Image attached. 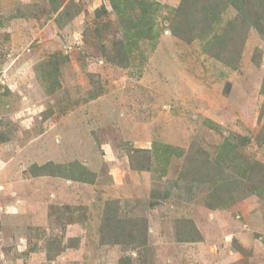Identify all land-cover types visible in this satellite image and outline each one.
I'll return each instance as SVG.
<instances>
[{"label":"rangeland","instance_id":"obj_1","mask_svg":"<svg viewBox=\"0 0 264 264\" xmlns=\"http://www.w3.org/2000/svg\"><path fill=\"white\" fill-rule=\"evenodd\" d=\"M153 1L127 59L110 0H0V264H264V39Z\"/></svg>","mask_w":264,"mask_h":264},{"label":"trees","instance_id":"obj_2","mask_svg":"<svg viewBox=\"0 0 264 264\" xmlns=\"http://www.w3.org/2000/svg\"><path fill=\"white\" fill-rule=\"evenodd\" d=\"M110 1L114 10L120 17V22L123 26V36L120 40V46L125 50L123 54H125L126 57L131 54L133 48L131 39H133V45L137 46L141 37H158L159 29L154 19L155 7L159 5L158 3L153 0ZM136 6L139 7V11H133L134 15L132 12V14H129L131 11L130 7H133L135 10ZM230 9H234L236 15L231 20H228L226 24L222 25L224 14ZM100 11L101 10L98 9L97 12ZM174 12V18H179L178 22H182L183 30L187 33L185 38L189 41L200 39L203 42V47L209 54L223 62H230L227 60L228 56H234L231 53H229L228 56L224 55L225 47H228L232 41V44H237L239 41L243 42L238 35L240 34L239 31L245 32L250 27H253L264 39V0H182V3ZM58 16L62 17L64 13L60 12ZM133 26H136V30ZM171 28L176 35L179 27L174 24V20H172ZM134 30L137 32H134ZM216 48H219L220 51H216ZM119 50L122 49L120 48ZM227 140L228 142L225 140L222 144L220 156H218L217 160L218 163L215 161L217 164H220L222 157L226 153H229L235 146V144L230 143L229 138ZM144 150L148 149H139L140 152H144ZM164 150L167 153V158L171 153H177L176 149L169 145H165ZM158 157L160 158L161 155L158 154ZM217 166L219 167V165ZM218 167L214 166V168ZM144 168L149 169L146 165H140L139 167V169ZM212 175H216V172H213L211 168V171H208L206 174V176L209 177L208 180H213L211 179ZM231 179L236 180V177L232 178L231 175L225 173V177L217 181L213 180V182L218 183L219 181H224L222 184L218 185V187L221 188V186H228L229 183H233ZM257 188L258 187H255L254 190L258 192L259 189ZM215 191L216 189H213L212 193ZM225 205L226 204L215 205L214 203H207L209 208L224 207ZM142 243H145V241ZM126 264L133 263L128 261Z\"/></svg>","mask_w":264,"mask_h":264}]
</instances>
